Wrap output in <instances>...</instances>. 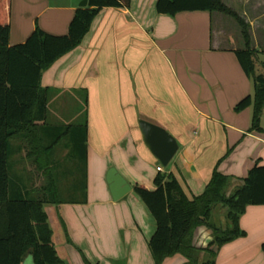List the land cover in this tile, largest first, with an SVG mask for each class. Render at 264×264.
I'll use <instances>...</instances> for the list:
<instances>
[{
    "label": "crops",
    "instance_id": "0c3cea01",
    "mask_svg": "<svg viewBox=\"0 0 264 264\" xmlns=\"http://www.w3.org/2000/svg\"><path fill=\"white\" fill-rule=\"evenodd\" d=\"M82 1L10 0L9 45L23 43L35 23L48 34L66 35ZM221 1L248 25L255 74L264 76V8L253 15L250 0ZM156 2L102 9L80 44L41 75L40 86L51 91L46 123L87 124L81 179L73 169L62 182L74 201L44 206L57 255L67 264H154L148 242L156 224L133 188L154 190L159 173L173 174L191 199L203 193L216 167L231 179L229 195L251 168L264 166V108L253 131V105L234 111L254 96V82L235 56L245 47L239 24L220 12L158 14ZM139 120L176 139L179 149L166 168L145 147ZM112 168L131 186L118 201L106 181ZM59 173L53 176L60 196ZM225 215L216 206L214 224L222 225ZM239 224L246 236L222 246L216 264H264V205L248 206ZM210 240L208 230L196 229L195 246ZM184 263L175 255L162 264Z\"/></svg>",
    "mask_w": 264,
    "mask_h": 264
},
{
    "label": "trees",
    "instance_id": "16d2710c",
    "mask_svg": "<svg viewBox=\"0 0 264 264\" xmlns=\"http://www.w3.org/2000/svg\"><path fill=\"white\" fill-rule=\"evenodd\" d=\"M129 6L130 0H87L86 7L76 9L66 35L48 34L35 23L23 43L10 46V0H0V264H24L27 256L30 264H67L57 255L44 211L47 204L65 203L57 194L49 158L55 147L69 137L85 165L87 124L84 121L80 125H48L51 91L40 86V78L55 61L80 44L102 9ZM155 8L162 15L206 11L220 12L236 20L245 47L235 51V56L245 75L254 82V96L242 99L234 111L241 112L253 105L250 131L259 129L264 108V76L255 74L257 51L250 48L248 25L221 0H157ZM13 140L23 142L19 153L24 149L26 157L42 172L44 185L35 198L29 199L27 191L11 184L8 159ZM230 180L216 167L203 193L191 199L171 173H159L152 191L133 188L156 224L148 242L154 264H162L175 255L183 256L184 264H216L222 246L246 236L239 221L248 206L264 205V166L251 168L241 186L227 195ZM218 205L226 209L225 228L215 225L212 219ZM200 227L211 234L204 248L193 243L194 233ZM201 254L204 260L199 262Z\"/></svg>",
    "mask_w": 264,
    "mask_h": 264
},
{
    "label": "rangeland",
    "instance_id": "374dc122",
    "mask_svg": "<svg viewBox=\"0 0 264 264\" xmlns=\"http://www.w3.org/2000/svg\"><path fill=\"white\" fill-rule=\"evenodd\" d=\"M250 5V13L253 15L260 14L261 10L264 8V0H250L248 2ZM80 106V105H79ZM78 106V107H79ZM80 121L82 118L79 119ZM49 123L51 124H60V122L53 123L52 121ZM62 126V125H61ZM24 144L19 140H13L10 142V153H9V173L12 186L19 188L21 191H27L29 193V199L35 198L38 195V186L44 183L42 179L37 178V173L34 171V168L30 165V162L26 157H24V153H19V148L22 147ZM73 144L69 137L62 140L59 145L56 146L55 150H53L52 155L49 158L51 165V170L53 175H57L56 172L59 170L58 180H61L60 188L62 192L60 194V199L62 200H71L70 197L67 196L68 188L63 185L62 182H66L67 172L75 169L76 173V180H80V170L83 167V161L80 157V153L78 150L73 149ZM72 164V166L70 165ZM34 171V172H32ZM66 176V177H65ZM67 184H69L67 182ZM79 185V183H76ZM224 224V225H223ZM220 225L221 228H225L226 221L224 216V223ZM211 235V234H210ZM211 237V236H210ZM30 261V256L25 258L24 264H28Z\"/></svg>",
    "mask_w": 264,
    "mask_h": 264
},
{
    "label": "water",
    "instance_id": "95a60500",
    "mask_svg": "<svg viewBox=\"0 0 264 264\" xmlns=\"http://www.w3.org/2000/svg\"><path fill=\"white\" fill-rule=\"evenodd\" d=\"M79 6L86 7L87 0L82 1ZM138 126L145 147L166 168L179 149L176 139L162 127L150 122L139 120ZM106 181L114 201L120 200L131 191V186L114 168L108 171Z\"/></svg>",
    "mask_w": 264,
    "mask_h": 264
},
{
    "label": "built area",
    "instance_id": "2783aa9c",
    "mask_svg": "<svg viewBox=\"0 0 264 264\" xmlns=\"http://www.w3.org/2000/svg\"><path fill=\"white\" fill-rule=\"evenodd\" d=\"M159 172H161L162 171V169L159 167L158 169H157Z\"/></svg>",
    "mask_w": 264,
    "mask_h": 264
}]
</instances>
